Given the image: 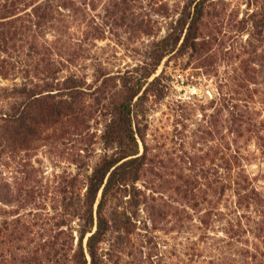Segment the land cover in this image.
Listing matches in <instances>:
<instances>
[{
    "label": "rangeland",
    "instance_id": "1",
    "mask_svg": "<svg viewBox=\"0 0 264 264\" xmlns=\"http://www.w3.org/2000/svg\"><path fill=\"white\" fill-rule=\"evenodd\" d=\"M187 1L75 0L85 15L71 31L83 17L100 37L74 69L91 82L94 65L114 74L149 60ZM156 76L138 119V203L118 193L109 201L105 264H264V0L208 1L195 50L165 57L149 81ZM101 123L88 119L80 134H57L24 159L0 158V264H70L77 222L64 203H76L87 164L102 154ZM237 173L246 191L232 187Z\"/></svg>",
    "mask_w": 264,
    "mask_h": 264
},
{
    "label": "trees",
    "instance_id": "2",
    "mask_svg": "<svg viewBox=\"0 0 264 264\" xmlns=\"http://www.w3.org/2000/svg\"><path fill=\"white\" fill-rule=\"evenodd\" d=\"M208 1L188 0L167 34L150 50L149 60H139L114 74L94 65L89 82L74 67L81 65L88 40L100 36L92 35L91 24L85 26L83 17L71 31L74 15H85L75 0H0V80L12 81L11 85L0 84V158H22V152H30L57 134L61 138L80 134L88 119L102 122L100 133H94L102 154L94 166L87 164L76 203L72 197L64 203L72 207L69 214L77 222L70 232L72 240L74 232L78 234L76 247H69L70 264H105L101 245L112 228L106 214L109 201L118 193L138 203L137 182L146 166V152L140 153L144 136L138 119L150 86L159 76L149 79L165 57L195 50ZM22 159L18 167L27 183L34 184L35 170ZM85 165L79 163V167ZM76 181L72 177L69 187ZM213 183L216 192L225 190L224 180L215 178ZM242 183L247 180L237 173L232 187ZM62 192L66 198L68 190Z\"/></svg>",
    "mask_w": 264,
    "mask_h": 264
}]
</instances>
